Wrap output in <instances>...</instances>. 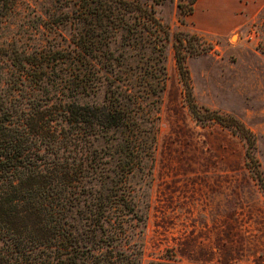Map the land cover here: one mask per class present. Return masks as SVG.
I'll return each instance as SVG.
<instances>
[{
  "label": "trees",
  "instance_id": "trees-1",
  "mask_svg": "<svg viewBox=\"0 0 264 264\" xmlns=\"http://www.w3.org/2000/svg\"><path fill=\"white\" fill-rule=\"evenodd\" d=\"M9 1L0 0V7ZM197 1L179 3L180 14H193ZM120 2L129 10L120 33L128 39L122 59L111 43L121 28L111 25L117 22L112 14L92 16L82 43L65 49L66 61L57 51L47 59L5 53L16 71L9 81L0 71V264H177L173 255L145 260L142 235H130L125 225L141 210L129 174L154 161L171 31L141 0ZM174 38L192 115L202 125L233 127L249 144L247 157L255 159L249 128L202 111L195 100L186 60L209 53L212 44L186 29ZM104 82L102 105L81 104L66 93L88 95Z\"/></svg>",
  "mask_w": 264,
  "mask_h": 264
},
{
  "label": "rangeland",
  "instance_id": "rangeland-1",
  "mask_svg": "<svg viewBox=\"0 0 264 264\" xmlns=\"http://www.w3.org/2000/svg\"><path fill=\"white\" fill-rule=\"evenodd\" d=\"M141 1L169 26L171 37L154 161L129 174L141 210L125 225L130 235H142L145 260L173 255L177 264H264V191L256 172L264 180V0H198L185 17L178 4L187 0ZM101 14L114 15L118 23L111 25L121 27L111 43L122 59L128 39L120 33L129 10L120 0H10L0 7L3 78L9 81L16 71L5 54L12 50L44 59L57 51L66 61L65 49L80 45L92 16ZM210 16L219 23L209 25ZM180 29L202 34L213 47L186 60L196 102L202 111L215 110L249 128L255 159L247 157L249 144L233 127L202 125L192 115L174 57ZM107 87L104 82L88 95L66 93L81 104L102 105Z\"/></svg>",
  "mask_w": 264,
  "mask_h": 264
},
{
  "label": "crops",
  "instance_id": "crops-1",
  "mask_svg": "<svg viewBox=\"0 0 264 264\" xmlns=\"http://www.w3.org/2000/svg\"><path fill=\"white\" fill-rule=\"evenodd\" d=\"M199 1H200V0H199ZM197 2H198V1H197ZM197 2H196V3H197ZM201 7H202V5H201ZM211 17H212V16H210L209 18H207V23H208L209 25L215 26L216 24L219 23L220 20H219V17H218V16H217V18H218V22L215 23V24L212 22ZM213 17H216V16H213Z\"/></svg>",
  "mask_w": 264,
  "mask_h": 264
}]
</instances>
